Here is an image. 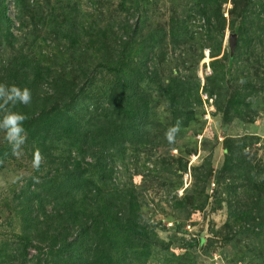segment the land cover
Returning a JSON list of instances; mask_svg holds the SVG:
<instances>
[{
    "label": "trees",
    "instance_id": "1",
    "mask_svg": "<svg viewBox=\"0 0 264 264\" xmlns=\"http://www.w3.org/2000/svg\"><path fill=\"white\" fill-rule=\"evenodd\" d=\"M29 1L16 0V4L23 9ZM230 2L229 18L224 16L222 2L197 3L209 30L204 47L212 58V72L202 89L227 123L238 116L245 118V109L250 117L264 111L259 108L264 104V0ZM13 27L8 0H0V46L4 41L13 44L17 40ZM129 28L125 23V40L118 49L108 45L101 49L98 65L112 77L104 106L87 99L92 71L97 66L89 65L87 57L95 44L78 46L85 36L74 22L68 23L63 37L71 42L79 79L42 68L24 50L5 60L0 47V83L27 87L32 93L29 105L14 109L27 117L24 128L32 153L38 149L43 164H55L61 171L41 179L34 174L29 179L27 191L18 196H26L19 210L22 248L11 247L8 241L1 243L0 264H26L29 248L37 251L36 262L31 260V264H147L155 245L169 246L141 220L137 198L130 193L118 194L109 182L115 176L116 159L128 144H145L153 139L152 108L145 83L167 93L181 129L195 117V102L202 104L201 87L199 81L181 78L167 84L162 81L157 70L149 66L156 36H143L148 43L136 46L137 31L130 28V32ZM228 28L237 34V44L232 54L222 55V39ZM182 35L175 37L182 39ZM83 106L99 110L87 114ZM255 137L225 136V160L214 183L215 194L226 195L218 200L220 205L225 201L229 211L224 227L231 229L227 236H232L226 240L252 237L251 245L258 251L256 264H264V162H254L247 152ZM9 152L8 145L0 146V160ZM208 160L195 168L199 170L196 177L204 181L214 173ZM249 183L256 189L243 198L239 189ZM50 205L52 208L47 209ZM176 207H186L183 199L176 201ZM241 261L244 258H236L235 264Z\"/></svg>",
    "mask_w": 264,
    "mask_h": 264
},
{
    "label": "rangeland",
    "instance_id": "2",
    "mask_svg": "<svg viewBox=\"0 0 264 264\" xmlns=\"http://www.w3.org/2000/svg\"><path fill=\"white\" fill-rule=\"evenodd\" d=\"M214 1L215 4L222 2L224 16L229 18L230 0ZM197 3L198 0H30L28 7L19 9L16 0H8V14L14 19L17 40L13 44L9 41L1 44L2 57L8 60L24 50L42 68L50 67L52 72L78 78V66L71 57V42L63 37L68 23L74 22L78 32L85 36L84 39L81 37L82 44L78 46L88 42L95 44L87 57L89 65H97L92 71L87 99L104 106L112 77L98 65L103 54L101 49L106 45L112 49L121 46L125 40L122 39L125 23L137 31L136 46L148 43L143 36L155 35L156 47L149 57L150 70H157L166 84L174 78L199 81L202 104L195 102V117L181 129L175 142L169 144L164 133L177 123L174 110L167 93L154 84L145 83L152 108L153 139L145 144L127 145L125 153L116 159L115 176L109 184L118 194L135 196L141 220L169 244L155 245L147 264H235L236 258H244L242 264H256L258 251L251 245L252 237L247 235L232 242L226 240L232 236H227L231 229L224 227L229 211L225 201L221 205L218 203L226 195L215 194L214 182L225 160L223 140L226 135H255L256 141L249 145L247 152L254 162H264V111L251 113L250 117L245 109L242 112L246 114L245 118L238 116L227 123L203 91L206 77L212 72L209 65L212 58L204 47L209 30ZM176 34H183L182 39L175 37ZM231 34L233 32L228 28L222 39V55L232 54ZM259 108L263 110L264 104ZM97 110L84 107L87 114L93 115ZM5 145L0 133V146ZM32 154L26 142L20 158L8 154L6 159L0 160V244L8 241L11 247L22 248L19 210L26 196L20 199L18 196L27 191L31 176L35 174L41 179L61 173L55 164H43L45 161L39 171L34 170ZM55 154L59 158L60 152ZM207 158L214 173L204 181L196 177L199 170L195 168ZM254 189V183H249L239 192L247 198L246 193L254 194ZM182 199L186 207H176V201ZM51 208L50 205L47 209ZM202 238L203 242L192 245ZM28 250L26 264H31V260L36 262V249Z\"/></svg>",
    "mask_w": 264,
    "mask_h": 264
},
{
    "label": "clouds",
    "instance_id": "3",
    "mask_svg": "<svg viewBox=\"0 0 264 264\" xmlns=\"http://www.w3.org/2000/svg\"><path fill=\"white\" fill-rule=\"evenodd\" d=\"M32 101L31 90L27 87H20L15 84L0 83V133L3 140L10 149V155L20 158L23 155V148L27 142L24 122L26 115L15 111L17 105H29ZM181 132V121L166 129L164 137L169 144L175 142ZM44 157L37 149L32 154L31 165L39 171Z\"/></svg>",
    "mask_w": 264,
    "mask_h": 264
},
{
    "label": "water",
    "instance_id": "4",
    "mask_svg": "<svg viewBox=\"0 0 264 264\" xmlns=\"http://www.w3.org/2000/svg\"><path fill=\"white\" fill-rule=\"evenodd\" d=\"M236 44H237V34L233 33L230 35V45L232 51H234Z\"/></svg>",
    "mask_w": 264,
    "mask_h": 264
}]
</instances>
